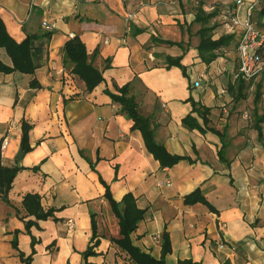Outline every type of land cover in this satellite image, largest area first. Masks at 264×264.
<instances>
[{
	"label": "crops",
	"instance_id": "crops-1",
	"mask_svg": "<svg viewBox=\"0 0 264 264\" xmlns=\"http://www.w3.org/2000/svg\"><path fill=\"white\" fill-rule=\"evenodd\" d=\"M204 1L207 13L218 9L211 22L216 23V40L225 35L222 11L234 7L235 0ZM196 7L195 0H0V19L17 42L30 34L52 33L48 42H37L43 43L45 54L33 75L0 73V145L12 127L7 147L0 148L1 161L24 168L13 181L8 202L0 198V264H23L12 241L28 256L31 236L37 241L31 264H84L81 254L92 234V214L100 244L88 263L130 264L110 240L119 237L118 219L98 175L116 201L131 193L137 206L146 209L131 238L154 258L161 257L160 236L166 231L172 247L169 264L188 259L264 264V123L261 136L255 128L264 104V74L252 80L237 77L238 37L233 35L215 61L203 63L196 50L201 28L193 22ZM252 20L258 25L263 21L254 13ZM74 36L104 77L90 93L63 58V46ZM180 56L185 75L166 61ZM0 61L12 66L3 48ZM135 77L132 94L140 114L150 118L156 142L191 162L160 169L140 132L131 130L132 121L103 93ZM32 80L42 88L30 87ZM189 98L209 108V127L223 139L183 126L192 111ZM192 117L204 128L196 113ZM22 120L32 125L28 153L20 146ZM36 166L38 171L30 170ZM196 188L217 213L201 204H184ZM27 194H38L42 208L54 209L56 218L38 221L30 234L24 222L34 218H26L22 208Z\"/></svg>",
	"mask_w": 264,
	"mask_h": 264
},
{
	"label": "trees",
	"instance_id": "trees-1",
	"mask_svg": "<svg viewBox=\"0 0 264 264\" xmlns=\"http://www.w3.org/2000/svg\"><path fill=\"white\" fill-rule=\"evenodd\" d=\"M197 2L194 23L201 25V28L196 33L199 37V42L196 47L198 57L205 64H210L217 58V52L222 48L228 46L232 40L231 35H222L218 39H213V30L216 27V23L211 25L212 20L218 15V9L207 13L204 10L205 1L195 0ZM253 13L256 15V19H262V23H259L261 28L264 29V0H260L255 6ZM52 36L51 32H43L41 34L27 35L21 42L14 40L7 32L6 26L0 19V48H3L6 54L10 57L12 66H7L0 61V73L12 74L21 73L26 75H33L35 71L41 67L43 63V55L45 49L43 43L37 44V42H48ZM169 46L181 47L182 43H175L169 41H158ZM64 60L72 64L71 73L78 77L85 86V92H92L98 85L104 82L103 74L100 70L93 66L90 57L87 54L84 43L77 37L69 39L62 49ZM96 52H94V56ZM182 57L171 58L167 57L166 61L168 66H176L181 69L183 75H185L186 68L181 65ZM46 61V58H45ZM109 67L108 64L104 68ZM237 77L239 75L237 74ZM138 81L135 77L132 82L127 83L121 87L114 85V92L105 89L103 93L107 95L112 103L120 107V113L124 114L129 120L132 121V131L140 132L146 150L152 155L154 160L159 163L160 169H168L177 165L181 161L191 162V159L186 156H177L170 154L166 148L156 142L154 138V128L150 118L144 117L139 112L138 102L136 97L132 94L133 85ZM30 87L41 89L42 87L36 80L30 82ZM65 101V100H64ZM188 102L192 105L191 114L186 116L182 120L184 127L192 130H209L215 133L218 137L223 139L224 135L209 127V108L195 103L192 98L188 99ZM260 102V94L257 92L254 98V105ZM262 115L256 118L255 128L258 131L259 136L262 135L261 124L264 123V104L261 107ZM196 113L202 120L203 126L197 124L196 120L192 117V114ZM32 129L25 120L21 122V137L20 146L24 153L31 151L29 142V132ZM220 158H222L220 152ZM92 171H95L94 165L90 163ZM39 167H33L30 170L38 171ZM24 170L23 167H6L2 164L0 154V198L4 202H8V193L12 188L13 181L18 172ZM99 182L104 187V198L110 204L112 213L118 219L119 237L111 238V242L115 244L121 252L125 253L130 264H169L166 261V257L171 253L172 247L170 243L169 235L166 231H163L160 236L161 240V257L159 259L154 258L152 255L142 251L137 247L131 236L139 225V223L145 218L146 209H140L136 204V198L131 194H125L120 201H116L111 194L110 186L107 184L101 176L98 175ZM185 205L201 204L205 206L210 212L217 213V210L206 200L202 190L196 188L193 192L184 197ZM22 208L26 213V218L33 217L34 220L25 221V231L30 234V228L32 226L38 227V221H45L47 219H53L54 209L44 210L41 206V197L38 194H27L23 197ZM24 217V218H25ZM91 237L87 249L82 252V258L84 264L88 263V258L96 255V248L100 244V239L97 234V224L95 215H91ZM36 240L31 236V254L24 256L17 247V242L14 239L12 241L13 248L18 252V257L23 264H31L33 256L35 254L34 246ZM177 264H198L191 259L178 261Z\"/></svg>",
	"mask_w": 264,
	"mask_h": 264
},
{
	"label": "built area",
	"instance_id": "built-area-1",
	"mask_svg": "<svg viewBox=\"0 0 264 264\" xmlns=\"http://www.w3.org/2000/svg\"><path fill=\"white\" fill-rule=\"evenodd\" d=\"M260 0L246 2L235 0V6H226L221 14V23L225 35L238 37V75L242 79L252 80L264 74V29L253 20V10ZM245 9V16H240V10ZM133 16H127L131 20ZM194 85L198 87L200 80ZM10 126L4 134L0 148L8 145V135L11 133Z\"/></svg>",
	"mask_w": 264,
	"mask_h": 264
},
{
	"label": "water",
	"instance_id": "water-1",
	"mask_svg": "<svg viewBox=\"0 0 264 264\" xmlns=\"http://www.w3.org/2000/svg\"><path fill=\"white\" fill-rule=\"evenodd\" d=\"M19 154L22 156V154H23V153H22V151H21V150H20ZM21 156H20V157H21Z\"/></svg>",
	"mask_w": 264,
	"mask_h": 264
},
{
	"label": "rangeland",
	"instance_id": "rangeland-1",
	"mask_svg": "<svg viewBox=\"0 0 264 264\" xmlns=\"http://www.w3.org/2000/svg\"><path fill=\"white\" fill-rule=\"evenodd\" d=\"M223 1V0H222ZM220 5V4H219ZM190 44V43H189ZM188 45V44H187ZM187 47H189V46H187Z\"/></svg>",
	"mask_w": 264,
	"mask_h": 264
}]
</instances>
